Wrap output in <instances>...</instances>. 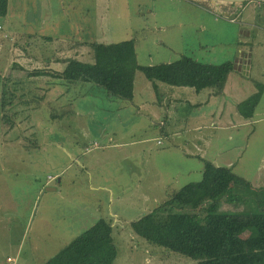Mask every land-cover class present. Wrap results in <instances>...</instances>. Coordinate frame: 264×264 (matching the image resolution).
Returning <instances> with one entry per match:
<instances>
[{
  "label": "rangeland",
  "instance_id": "rangeland-1",
  "mask_svg": "<svg viewBox=\"0 0 264 264\" xmlns=\"http://www.w3.org/2000/svg\"><path fill=\"white\" fill-rule=\"evenodd\" d=\"M89 2L64 0L63 5H58L51 0L45 23L44 15L30 16L29 12L21 15L19 3L8 0V18L0 17V76L3 81L9 80L6 95L12 81H20L17 86L25 93L20 97L14 92L19 103L14 107L13 98L8 97L6 101L12 104L7 105L5 112L0 109V264H11L7 257L18 264H43L98 218H104L112 226L117 249L114 264H197L188 256L149 243L130 226L184 184L201 179L195 161L189 166L192 172L187 174L185 167L177 168L181 166L176 160L177 149L171 148L164 156L162 145H156V141H163L159 124L165 117L149 104L150 82L142 72H135L133 102L111 96L89 83L72 86L68 95L61 97L57 96L59 92L53 93L55 89L52 93L49 88L44 90V80L41 89L27 86L30 79L23 69L49 65L61 70L62 62L69 59L73 39L83 34L75 30L76 23L87 20L81 14L91 7ZM128 3L130 21L134 28L140 27L132 30L136 63L172 62L182 55L203 63L226 60L236 63L240 50L244 52L240 54L243 60H238L239 69H248L246 76L264 81V2H250L241 15H235V21L224 13L229 6L215 1L199 0L196 7L191 5L195 12L189 18L175 16L172 21L163 16L168 9L158 0H128ZM151 7L156 11L153 17L145 14ZM136 10L141 12L139 19L134 14ZM243 19L254 22L252 27L244 24L250 35L240 39ZM244 39L247 43L241 44ZM245 49L249 51L248 68ZM91 51L89 56L79 59L93 62ZM25 54L50 58L51 62L31 64L29 58H23ZM160 84L163 85L159 92L178 88L174 92L180 98L188 90ZM56 90L62 92L58 85ZM208 90H200L197 98H205ZM69 94L79 95L71 111H67L66 105ZM30 95L39 102L37 110L29 111L23 103L32 99ZM260 97L258 113H263L264 91ZM3 113L8 123L13 121L12 128L1 122ZM174 121L166 128L173 129ZM254 126L255 132L249 136L247 132ZM250 128L240 134L231 133V141L217 142V147L226 154L238 142L246 141L243 152L246 165L242 170L246 180L258 176L254 162L259 164L260 158H264V121ZM141 136L150 138L151 154L145 147L141 149V143H130ZM67 152L71 155L67 156ZM47 187L52 189L46 190Z\"/></svg>",
  "mask_w": 264,
  "mask_h": 264
},
{
  "label": "trees",
  "instance_id": "trees-1",
  "mask_svg": "<svg viewBox=\"0 0 264 264\" xmlns=\"http://www.w3.org/2000/svg\"><path fill=\"white\" fill-rule=\"evenodd\" d=\"M7 7L8 0H0V17L7 14ZM88 44L93 62L70 58L61 71L22 68L25 75L31 78L27 86L34 81V77L47 75L53 82L69 86V91L78 83H89L111 96L131 100L134 76L138 70L152 82L191 87L195 91L210 88L219 94L228 74L238 70L234 60L203 63L187 55L172 62L140 65L135 60L133 39ZM8 84L9 80L3 81L0 76V109L4 112L7 105L12 104L6 101L8 97L13 98L15 107L19 103L15 93L18 92L20 97L25 95L17 86L20 81H12L6 95ZM48 86L44 90L47 91ZM256 87L257 91L238 105L239 112L246 118L253 115L264 90L262 84L256 83ZM62 95L68 94H59L60 97ZM69 95L67 111H71L79 96ZM36 100L32 96L31 100L23 103L29 111H33L39 106ZM7 121L3 113L1 122L12 128L13 121ZM21 144L27 148V145ZM130 226L134 233L149 243L188 256L197 264H264V187L254 188L230 168L203 160L199 181L184 184L153 210L132 221ZM116 256L112 226L104 218H98L43 264H114ZM6 259L11 264H18L13 258Z\"/></svg>",
  "mask_w": 264,
  "mask_h": 264
},
{
  "label": "crops",
  "instance_id": "crops-1",
  "mask_svg": "<svg viewBox=\"0 0 264 264\" xmlns=\"http://www.w3.org/2000/svg\"><path fill=\"white\" fill-rule=\"evenodd\" d=\"M26 1L27 0H24V2H20L16 0V2L19 3V5L17 6L18 12L21 15H25L27 12H29L30 16L37 17L44 15V20H42V22L47 23L48 21L46 18L50 14L48 10L51 9V0H29V2ZM56 1L58 2V5L64 4V0ZM69 1L71 3L72 0ZM158 3H161L162 6H165L168 9L163 14V16H166L169 21H172L175 16L186 19L189 18L191 12H195V8H193L192 6L196 7V0H158ZM222 5L229 6L226 7V12L224 13L228 15V18H232L235 21V15H241V12L245 11L248 8L250 2L246 5H243L242 7L237 8H235L236 6L226 4ZM88 6L91 7L85 9L81 14L86 15L85 18H87V20L76 23L78 24V26H76L75 30L82 32L83 34L82 36L75 37V40L73 39L74 43L69 46V59L73 58L80 60L86 56H89L91 48L88 43L91 42L110 44L129 39L134 40V32H132V30L136 31L140 29V27L134 28L133 24L130 21L132 15L130 12L128 0H90ZM8 10L9 7H7V14L2 18H8ZM147 11L148 12H145V14H147L148 16L153 17L156 15L154 7L148 8ZM134 14L138 16V19L141 17V12L139 10L134 11ZM215 19L216 18H214V20ZM242 21L243 25L240 26V39H243L246 36L250 35V30L246 29L244 27V24L248 27H252V23L254 22L249 21L248 19H243ZM146 22L147 20L144 21V23ZM261 28L263 29V27ZM47 38L52 39V37ZM240 43L244 44L247 42L244 39L243 41L241 40ZM72 48L73 52H71ZM243 52L244 51L237 50L236 65L238 66V70L231 71L228 74L223 88L219 94H216L214 91H212V89H210L207 91L205 98H197L200 91H195L187 87L186 89L188 90H184V97L180 98L178 92H174V89L178 88H169L168 90H164L166 91V93L159 92V87L163 84H160L161 82L159 81H149L150 83L148 85H150L151 88L148 89L150 94L148 102L149 104L156 107L157 112L161 114V117H165L160 121L159 124L161 127V133L163 134L161 137H163V141L165 143L163 145V141L159 143L156 141V145H162V154L166 152L163 154L164 156L169 153L167 151H169L171 148L177 149L178 152L176 155V160L178 159V164L181 166L174 167L180 169H183L185 167L186 170L184 172H186L187 174H190L192 172V169L189 166H192L190 164L195 161L194 167L196 168L197 174L201 176L203 160H209L214 165L228 167L234 173L239 174L243 177L242 170L246 165V162H244L243 158V152L247 148L246 141L243 140L240 143L238 142L226 154L225 150H223L220 146L217 147V142L219 140H221V142H225V140L227 139L231 141L233 136L231 135V133L240 134L242 133L241 131H244L245 128L249 129L250 125H257L258 123H260V121H264V116H262L264 115V112L258 113V109L261 107L258 106L259 101L255 106L253 115L249 118L244 117L238 109L239 104L244 102L249 96L257 91L256 83L264 85V81H258L257 79H255L257 81L254 84L255 80L251 77L246 76L248 69L245 71H243L242 68L239 69L238 62L240 61L239 59H242V56H240V54L242 55ZM245 52H247V59L244 58V60L246 61V67L248 68L249 51L245 49ZM23 58H29L31 64L45 63V65H48V63L51 62L50 58L45 59L43 57L41 58V56L38 55L25 54V57L23 56ZM67 60H64L62 62L61 70L64 68L65 62ZM44 67L54 69L49 65ZM241 71L244 73H242ZM48 77L49 76L47 75L34 77V81L29 82V86H31L33 89H41L43 88L44 80V85H49L48 87L50 89V93L54 91L52 89H55L53 93L59 92L57 96H59V94H67L69 92V86H66L65 84L57 80V82H53V80L50 77V79H48ZM80 84L81 83H78L76 85ZM56 85L61 88L62 92L56 90ZM135 93L136 91L134 78V95L133 98L129 101L133 102V100L135 99ZM261 95H263V92ZM179 110H181L180 116H178ZM260 116H262V119L260 118ZM173 120H175V123H172L173 129H171V127L166 128V125H169ZM254 132L255 126L253 128H250L247 134L250 136ZM244 135L245 134H243V136ZM22 137L23 136H21V139L19 137L21 142ZM149 139L150 138L147 136H141L139 139L131 140L130 143H141V149L145 147V150L148 151V154H151L150 152L152 150V146L148 143ZM213 142H215L216 147L214 146L215 144H213ZM212 146H214V148H212ZM24 148L28 149L26 147ZM135 152L137 153V151ZM66 155L70 156L71 154L67 152ZM260 160L261 164H258V161L254 162V166L257 167L258 176L253 180H248L254 188L264 187V158H260ZM182 164L184 166H182ZM51 189V187L46 188V190ZM41 190L42 189L39 190V193L41 192ZM139 196L142 197L143 194L140 193ZM0 205L2 206L1 203ZM32 205L33 209L35 204ZM92 223H90L89 225H91Z\"/></svg>",
  "mask_w": 264,
  "mask_h": 264
},
{
  "label": "water",
  "instance_id": "water-1",
  "mask_svg": "<svg viewBox=\"0 0 264 264\" xmlns=\"http://www.w3.org/2000/svg\"><path fill=\"white\" fill-rule=\"evenodd\" d=\"M211 2H218L220 4H226V5H236V6H242L246 5L249 2L258 1V2H264V0H209Z\"/></svg>",
  "mask_w": 264,
  "mask_h": 264
},
{
  "label": "built area",
  "instance_id": "built-area-1",
  "mask_svg": "<svg viewBox=\"0 0 264 264\" xmlns=\"http://www.w3.org/2000/svg\"><path fill=\"white\" fill-rule=\"evenodd\" d=\"M231 20H233V19H231ZM160 141H158V143H159Z\"/></svg>",
  "mask_w": 264,
  "mask_h": 264
}]
</instances>
